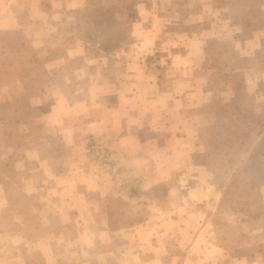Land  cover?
<instances>
[{
    "label": "rangeland",
    "instance_id": "1",
    "mask_svg": "<svg viewBox=\"0 0 264 264\" xmlns=\"http://www.w3.org/2000/svg\"><path fill=\"white\" fill-rule=\"evenodd\" d=\"M73 9L65 23L70 30L44 37L41 49L27 44L19 53L5 44L0 84L43 67L45 58L62 62L60 44L79 39L85 61L98 56L118 61L117 69L109 62L103 64L113 74L121 62L152 63L163 87L178 90L172 96L176 94V103L183 105L182 115L191 118L189 129L181 130L187 158L163 173L165 179L152 186L154 197L149 195V202L141 200L148 194V189L143 191V177L124 171L114 161L110 169L116 196L138 200L133 204L144 202L148 210L142 223L114 230L127 234L103 244V251L113 248L120 251L118 256L93 258L90 264H264V176L256 186L247 187L241 180V176L264 174V164H257L264 155L254 149L264 131V0H89L85 8ZM120 14L129 23V40H119L126 44L116 51L98 48L92 41L105 28L111 31L102 37L104 43H114L117 28L107 24ZM151 36L158 38L150 48L146 42L154 41ZM116 81L113 77L109 82ZM105 83L103 92L108 91ZM239 86L246 98L231 115L233 89ZM244 114L249 119L244 130L250 135L240 133L233 149L222 156L216 141L239 132H226L221 125L236 124L235 118ZM2 153L0 149V264H82L85 245L77 236L45 239L53 215L43 208L33 186H17L15 163L2 159ZM162 186L167 188L164 194ZM48 243L58 254L54 262L46 261ZM112 258L116 261L107 262Z\"/></svg>",
    "mask_w": 264,
    "mask_h": 264
},
{
    "label": "crops",
    "instance_id": "2",
    "mask_svg": "<svg viewBox=\"0 0 264 264\" xmlns=\"http://www.w3.org/2000/svg\"><path fill=\"white\" fill-rule=\"evenodd\" d=\"M88 4L89 0H0V62L5 44L19 53L27 44L41 49L44 37L70 30L65 23L73 8ZM30 36L33 39H25ZM150 38L154 41L146 43L151 48L158 36ZM60 48L62 62L45 58L43 67L16 74L11 85L0 84V149L2 159L15 163L17 186H33L43 208L53 215L45 239L77 236L85 245L82 264H90L93 258L118 256L120 251L113 248L103 251V244L127 232L107 226L105 201L118 191L111 184V170L87 152L88 139L102 143L117 167L143 177V191L148 189V194L141 200L149 202L152 186L165 179L163 173L187 158L181 130L189 129L191 118L182 115L183 105L176 103V94L172 96L178 90L163 87L152 63L121 62L113 74L103 64L117 69L118 61L103 56L85 61L79 39L62 42ZM113 77L117 81L109 82ZM104 83L109 85L107 92L102 90ZM121 196L131 204L138 201ZM47 251L46 261H56L52 245Z\"/></svg>",
    "mask_w": 264,
    "mask_h": 264
},
{
    "label": "trees",
    "instance_id": "3",
    "mask_svg": "<svg viewBox=\"0 0 264 264\" xmlns=\"http://www.w3.org/2000/svg\"><path fill=\"white\" fill-rule=\"evenodd\" d=\"M112 28H117V32H115L114 37V43L105 44L103 41V36L110 33L109 28L102 29V33L97 37V39L93 40V44H97L98 48L103 49L104 51H116L122 48L126 43L124 42L126 39L129 40L130 38V29H129V23L127 24L126 20L124 19V14H120L117 18H112L111 21L107 24ZM248 27V24L246 25ZM101 36V37H100ZM124 43L120 42L119 40H123ZM234 98H235V104L233 106V109L231 110V115H234L235 111H239L240 107V101L243 100V98H246V93L244 91L243 86L234 87ZM238 93V94H237ZM241 95V96H240ZM223 111V110H222ZM264 121V117H262ZM249 120L247 114H244L241 118H235L234 121H236V124H225L221 125L223 129H225L226 132L228 131H235L238 130L239 134L232 135L227 140L221 141V139L216 141V148H219V151L224 152L222 156L227 155L228 150H232L234 145L239 141L240 139V133H242V137H248L250 135V131H245L243 124L247 123ZM264 130V123L261 125ZM248 128V127H246ZM222 133V132H221ZM259 138L257 141H255V147L254 149L262 150L261 155H264V131L260 133ZM227 142V143H226ZM220 144H227L226 147L220 146ZM215 146V145H214ZM211 147V145H210ZM255 153V151H254ZM233 157L229 158L228 160H232ZM250 160V158H247V161ZM244 164H248V162L244 161ZM257 164H264V157L263 160L257 161ZM256 163H251L250 165L254 166L257 165ZM111 166H108L107 168L110 169ZM111 170V169H110ZM246 175H252L250 172H246ZM264 174L259 175H252V177L247 176H241V180L244 182V185L249 187L252 185H257L258 181L262 180V177ZM237 177V176H235ZM159 189L161 187H158ZM163 194L166 193L167 188L162 186ZM158 190L156 187L154 188V194L157 196ZM105 213L107 215V226L110 230H118L120 228L125 227H132L136 224H140L144 221L145 216L147 214V208L146 203L144 202H138L136 204H129L124 199H122L120 196H108L105 201V207H104Z\"/></svg>",
    "mask_w": 264,
    "mask_h": 264
},
{
    "label": "built area",
    "instance_id": "4",
    "mask_svg": "<svg viewBox=\"0 0 264 264\" xmlns=\"http://www.w3.org/2000/svg\"><path fill=\"white\" fill-rule=\"evenodd\" d=\"M87 152L91 155L92 160L100 166L114 165V159L110 151L94 137H90L87 141Z\"/></svg>",
    "mask_w": 264,
    "mask_h": 264
}]
</instances>
